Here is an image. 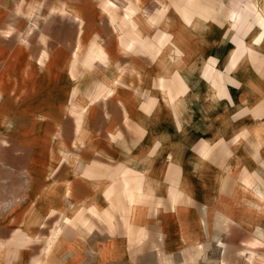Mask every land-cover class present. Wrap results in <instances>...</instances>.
<instances>
[{"label": "crops", "instance_id": "obj_1", "mask_svg": "<svg viewBox=\"0 0 264 264\" xmlns=\"http://www.w3.org/2000/svg\"><path fill=\"white\" fill-rule=\"evenodd\" d=\"M133 1L0 0V264L59 262L62 232L25 245L55 209L100 215L109 258L264 264V33L236 56L248 22Z\"/></svg>", "mask_w": 264, "mask_h": 264}, {"label": "rangeland", "instance_id": "obj_2", "mask_svg": "<svg viewBox=\"0 0 264 264\" xmlns=\"http://www.w3.org/2000/svg\"><path fill=\"white\" fill-rule=\"evenodd\" d=\"M129 1L131 2L133 0H102V3L110 2L121 7L123 5H128ZM135 1L139 6L141 5V10L144 11V14L152 13L157 5L156 0H134L133 2ZM257 1L258 3L260 2L261 4H264V0ZM186 2L187 0H173L174 5H183ZM251 3V0H195L192 2L191 6L192 9L197 12L196 14L202 13V11L204 12L207 8V10L210 11L207 13V20H213L212 23L217 25L223 24L230 26L231 22H228L226 19L241 20L244 23L248 22L237 28L239 40H234V43H229V46L231 44L232 49H234V53H236V48L240 51L242 44L245 46H249V44H251L252 41L248 42L247 36H249L253 31L258 34L264 33V29L254 28L253 30H249L246 28L247 25H250V22L251 24H254L255 21L250 19L253 9V5ZM166 5L171 7L169 0H165V7ZM249 10L251 13L248 12ZM221 11L225 14H222ZM182 14V9L179 7L175 12V16L178 18L179 15L182 16ZM220 28H222L223 31V26ZM216 32L221 31L218 30ZM253 37L254 35H252L251 38ZM260 40L264 41V34H262V39ZM237 43H240L241 45L237 46ZM241 53H243V51L237 52L236 56ZM5 192H7V190H5ZM16 195H18L16 198H18L19 201L23 199L19 194ZM3 199L6 202L4 204H0V213L9 214L13 208L15 209L17 207V205L14 207L15 205L12 204L13 201L10 200L11 197L8 194H5ZM87 215L88 214H83V216L82 214L80 216L70 215V219H66L65 213L63 217L62 210L55 209V211L49 215L48 220L43 223L44 225L41 227L37 226L33 229V231L31 230L30 240L25 244L26 247H29L27 258L32 255H38V258H42V249L51 242V238L55 237L50 235L51 232L53 233V231L58 230L62 233L57 237V240L58 242L63 243L62 246H66V250H64L61 259L59 258L60 261L56 262V264H167V261H171L170 259L167 260L168 254H165L164 256L163 253H142L138 251L139 246L128 248L127 250H130V252L124 251L123 253H119L118 251L122 250L121 245L117 246V252L116 254H113V256L116 257L109 258V256H111L108 250L109 238L106 233H103V231L107 229V223L100 219V215H97V218L99 219L95 222L92 220L89 221L86 218ZM118 229H121L119 228V225ZM62 234L64 236H62ZM67 240L69 242L66 244L65 242ZM119 241L124 242V239L119 238ZM31 251L33 253L29 254ZM8 255L12 260L14 253H8ZM183 255L174 254V264H188V262L184 261ZM16 262L17 261L14 260L13 263L9 264H16ZM26 264H28V262ZM216 264H220V262H217Z\"/></svg>", "mask_w": 264, "mask_h": 264}]
</instances>
